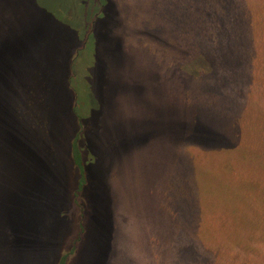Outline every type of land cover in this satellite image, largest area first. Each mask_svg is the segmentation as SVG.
<instances>
[{
	"label": "rangeland",
	"instance_id": "374dc122",
	"mask_svg": "<svg viewBox=\"0 0 264 264\" xmlns=\"http://www.w3.org/2000/svg\"><path fill=\"white\" fill-rule=\"evenodd\" d=\"M43 1L0 0V264H56L71 246L66 264H209L183 231L185 203L222 187L212 158L264 154V61L258 72L236 58L234 74L218 78L211 23L231 20L218 0H105L76 60L74 84L91 92L80 108L89 181L79 205L69 79L82 40Z\"/></svg>",
	"mask_w": 264,
	"mask_h": 264
},
{
	"label": "trees",
	"instance_id": "16d2710c",
	"mask_svg": "<svg viewBox=\"0 0 264 264\" xmlns=\"http://www.w3.org/2000/svg\"><path fill=\"white\" fill-rule=\"evenodd\" d=\"M99 1L53 0L54 6H48L45 1L41 3L43 7L51 9L60 22L77 31L82 40V46L77 49L72 60L73 65H71L69 79L74 94L73 113L78 124V130L74 133L70 144L69 157L73 167L71 188L72 195L75 197V201L80 203L79 205H85L88 202V197H84V191L88 189L89 181L87 174L89 160L86 157L87 149L83 144V135L86 132L84 120L87 115L80 111V108L84 96L89 97L91 92L87 84L85 89L87 94L82 93L83 95H81L74 84V80L83 72V69L76 67L77 58L88 45L93 43L92 25L89 28L87 22L92 20V23L94 21L91 19L93 14L98 13L94 17L101 16V9L105 0ZM215 1L217 2V0ZM234 1L218 0V6L215 7L217 13L222 12V18L225 17L226 13L229 15L227 20H231L226 25L221 26L220 24L219 27H216L215 22L211 23V40L215 43V52L212 48L214 46L211 45L214 55V60L211 62L218 63L220 60L218 65L220 76L218 78H226V81L230 75L234 74L236 58H245L249 62H253L258 72L261 71L260 60L264 61L263 44L258 45L256 53L249 56L245 55L246 50L243 47L247 43L249 45L251 42L259 43L264 36L258 34L248 37L244 33V27L254 30L257 26H263L264 29V0H242L239 5H236ZM198 34L200 36V33ZM228 46H230L234 57L227 53ZM203 50L202 47L198 48L201 55H203ZM215 53L220 56V59L215 58ZM228 56L233 61L230 62ZM91 63H93V56L89 64ZM87 71L85 70V74ZM254 88L255 86L249 83L248 90L256 93ZM260 133L264 136L263 124ZM262 140L264 141V138ZM262 150L264 151V148ZM252 154L233 159L212 158L211 168L218 175L216 184H220L222 187L217 185L212 192L211 186L206 187L207 190L197 188L196 191L199 195L194 199L197 204L189 206V203H185L183 231L185 235L196 236L199 245L205 249L206 253L208 251L210 254L207 253L210 263L212 259L215 264H264V154ZM255 155H259V157ZM207 184H209L208 181L205 185ZM208 191L210 193L206 194ZM231 199L235 200V204L230 203ZM213 200L216 201L215 205H211ZM226 216L229 218L228 223H225ZM233 216L238 222L231 223ZM223 217L224 220H218ZM80 228L82 229V225ZM211 248L216 250V252H212V257ZM74 249V246H71L67 251L59 253L56 264H66Z\"/></svg>",
	"mask_w": 264,
	"mask_h": 264
}]
</instances>
